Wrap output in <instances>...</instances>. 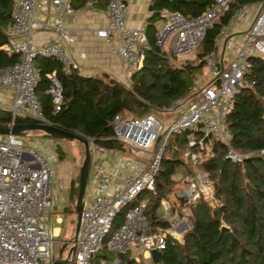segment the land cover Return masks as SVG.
<instances>
[{"label":"built area","instance_id":"built-area-1","mask_svg":"<svg viewBox=\"0 0 264 264\" xmlns=\"http://www.w3.org/2000/svg\"><path fill=\"white\" fill-rule=\"evenodd\" d=\"M94 1L87 0V3ZM105 1L107 24L95 33L106 41L114 38L112 52L123 59L130 74L140 64L147 47L144 26H124L127 0ZM230 1L210 0L194 16L166 12L154 35L158 54L176 65L188 59L206 30L228 10ZM46 7L52 12L49 22L35 17ZM251 7L255 10L248 27L233 33L231 28L242 21ZM72 10L68 0H13L11 20L5 27L7 41L0 46L7 55H18L17 61L0 68V109L9 113V124L15 117L49 124L36 94L39 73L34 58L53 57L65 73L76 70L77 64L59 43L43 41L34 45L30 35L40 29H50L64 43H70L62 19ZM212 46V51L202 57L203 73L190 75L185 93L167 107L183 108L168 124L159 142L157 132L161 125L151 114L139 118L115 115L111 119L112 137L121 146L146 152L149 158L142 170L127 174L121 185L112 184L103 168L94 165L89 192L82 199L78 231L72 242L74 249L68 258L71 264H91L102 248L114 256L109 264L119 262L118 254H126L136 263L149 264L150 251L163 249L171 229L179 222L170 220L168 228L149 231L144 199L127 207L122 222L112 231L110 229L113 217L122 207L143 189L153 191L162 147L171 133L185 132L188 149L183 155L193 168L192 172H182L183 185L178 196L185 202L203 197L211 206L215 204L211 179L206 172L195 169V165L208 149L205 140L210 139L225 146L224 159L236 163L244 156L234 151L230 144L227 114L250 59L256 57L264 61V0L238 5L214 35ZM203 76L207 79L202 80ZM45 77L49 81L46 92L56 112L61 102V86L54 71L45 73ZM6 93L9 98L5 97ZM88 148L89 154L94 153L96 158L105 150L91 142ZM257 153L264 160V148ZM50 178L51 169L46 158L31 147H23L19 136L5 135L0 140V264H52L55 257L51 256V247L55 239L47 223L51 208ZM159 203L169 218V202L161 198ZM185 220L188 229L190 223L186 217ZM99 264L107 262L102 258Z\"/></svg>","mask_w":264,"mask_h":264},{"label":"trees","instance_id":"trees-1","mask_svg":"<svg viewBox=\"0 0 264 264\" xmlns=\"http://www.w3.org/2000/svg\"><path fill=\"white\" fill-rule=\"evenodd\" d=\"M99 0H95L96 3ZM252 0H231L228 10L219 15L206 30L195 50V62L172 63L157 52L154 35L162 23L161 13L178 11L185 16L199 14L210 0H150V14L144 21L147 47L140 64L129 74L128 85L107 77H88L71 70L63 72L53 57L36 56L34 66L39 73L36 94L49 124L71 131L94 146L124 149L112 137L110 121L115 115L139 118L151 110L164 112L171 101L185 93L190 75L204 66L202 57L213 49L212 40L238 5ZM13 0H0V46L7 41L5 27L11 20ZM78 8L87 0H68ZM18 60V55H7L0 49V68ZM54 71L61 86L59 110L53 112L50 96L46 92L49 81L45 73ZM230 144L234 151L244 155L240 162L224 159V145L205 140L208 149L196 161L195 167L207 173L212 181L215 204L200 197L185 202L177 190L183 178L175 174L192 172L191 164L183 154L188 149L185 132L171 133L162 147L153 191L143 189L128 205L122 207L111 222V231L121 222L123 212L130 205L146 200L144 213L149 231L164 230L170 226L169 218L159 203L161 198L169 204L172 218L185 216L190 227L183 231L179 241L167 236L156 262L149 264H264V160L257 153L264 148V61L251 58L242 85L232 98L227 114ZM9 113L0 109V124H8ZM35 122L27 117H15L13 123ZM39 131V130H38ZM27 131L24 132V134ZM44 134V133H42ZM48 137L47 134H44ZM56 158L62 159L56 145ZM223 160L221 166L218 162ZM78 174L71 180L68 199L71 208L77 193ZM110 262L114 256L102 248L91 260ZM117 264L136 263L126 254H118Z\"/></svg>","mask_w":264,"mask_h":264},{"label":"crops","instance_id":"crops-1","mask_svg":"<svg viewBox=\"0 0 264 264\" xmlns=\"http://www.w3.org/2000/svg\"><path fill=\"white\" fill-rule=\"evenodd\" d=\"M149 1L150 0H127L128 9L124 21V26L126 28H134L144 24L145 19L150 14ZM105 3V0H99L93 4L86 3L78 8H73L70 13L63 17L62 22L68 36L71 39L70 43H64L50 29H40L34 31L30 35V41L34 45L43 41L59 43L62 47H64L67 56L76 62L77 69L74 71L80 75L88 77L107 76L121 84L128 85L129 74L126 71L125 63L121 57L112 52L115 42L114 38L106 41L103 38L98 37L95 33L96 29L104 27L107 24ZM254 10L255 7H251L245 13L242 21L232 27L231 31L233 33H239L240 31L245 30L252 19ZM165 13L166 12L161 13L162 17ZM35 17L38 20L49 22L52 17V12L48 7H46L38 11ZM8 95L9 94L6 93L5 97L9 98ZM168 111L171 110H166L164 112ZM121 148L126 147L121 146ZM123 151L124 149L105 148V150L101 153L100 158H96L94 153L90 152L91 155L89 154L88 160V164L90 163V169L89 171L87 169L88 179L86 178L88 183V192L90 187V178L95 164L103 168L106 177L109 178L112 184L117 185L122 184L123 178L127 174L135 173L143 169L144 162L146 160L135 159L134 162L128 164L123 158ZM54 172L56 173V169ZM52 174L51 169V208L47 217V223L52 235L54 237H58L62 233L59 227L62 223H66L68 226L70 225L72 229L71 225L73 224V219L70 215L67 217L64 213L70 214L73 212V209L69 208V205H66L64 200H67V202L70 203L68 199V190L71 180L75 178L77 173L74 174L71 167H67V170L64 171L62 178L56 173L54 175L56 180L55 188L51 190ZM169 220H176L179 222L174 229H171L172 238L179 241L183 231L187 229L185 226V216H180L179 218H172V216H170Z\"/></svg>","mask_w":264,"mask_h":264},{"label":"rangeland","instance_id":"rangeland-1","mask_svg":"<svg viewBox=\"0 0 264 264\" xmlns=\"http://www.w3.org/2000/svg\"><path fill=\"white\" fill-rule=\"evenodd\" d=\"M182 61H191L195 62V52L188 57V59H183ZM204 67L200 71H193L192 74L201 75L204 71ZM191 74V75H192ZM207 79V77L203 76L202 80ZM183 107L175 108L168 112H159L155 110H151L150 114L160 123L161 127L159 128L157 134H158V142L161 140L163 133L168 126V124L173 120V118L181 111ZM43 132L38 130H29L23 136H20V139L22 140L23 147H31L35 150H37L44 158H46L47 162L50 165V169H52V181H51V190L55 188V174L57 173L61 178L63 177L64 171L67 170V167H71L73 169L74 174L79 173V167L80 163L83 157V149L82 145L76 141L71 140H65V139H58L53 138L50 136H45L42 134ZM5 135L0 134V140ZM58 146L61 150L62 159L56 158V155L54 154L55 146ZM124 160L126 162L132 163L135 159L138 160H147L149 158L147 154L140 150H131L129 148H124V151L122 152ZM91 155V154H90ZM56 169V173L54 170ZM90 169V163L88 164V171ZM192 170L193 168L190 167ZM195 169H197L195 167ZM55 173V174H54ZM89 173V172H88ZM182 177V172L175 174V179H180ZM88 179V176L86 177ZM183 184L180 185V188ZM179 188V190H180ZM177 190V193L178 191ZM88 194V183L86 180L85 183V189L83 193V198L85 199ZM64 203L69 205L68 207L71 208V202L68 203L67 200H64ZM74 209V205H73ZM64 215H70V217L73 219L72 222L74 224L75 221V215L73 212L70 214L64 213ZM48 217V216H47ZM66 217V216H65ZM73 224L72 229L70 225L68 226L66 223H62L59 225L61 229V234L58 237H54L55 241L53 243V246L51 247V256L57 257L59 249L62 247L64 241L70 240L73 234ZM69 231V232H68ZM70 247L69 243H66L65 246L62 249L61 257H65L68 248ZM130 255V254H129ZM107 262V261H106ZM144 264L143 261H140ZM151 262V261H150ZM149 262V263H150ZM109 264V262H107Z\"/></svg>","mask_w":264,"mask_h":264},{"label":"water","instance_id":"water-1","mask_svg":"<svg viewBox=\"0 0 264 264\" xmlns=\"http://www.w3.org/2000/svg\"><path fill=\"white\" fill-rule=\"evenodd\" d=\"M171 3H175L178 0H168ZM173 107L160 109L162 111L172 110ZM29 130H39L44 134H47L50 137L58 138V139H65L76 141L82 145L83 149V157L79 167L78 173V182H77V193L74 202V215H75V223H74V230L70 240L63 243L62 247L58 251L57 257L54 258L52 264H71L70 260L68 259L70 254L72 253L74 247L72 242L75 240L78 226H79V216L80 211L82 208V199L83 193L85 189L86 177H87V169H88V160H89V148H88V141L71 131L62 130L56 126L47 123H38V122H28V123H12V124H0V134L1 135H15V136H23L25 131ZM223 160L218 162V165L221 166ZM66 243L70 244V247L67 250L65 257H61V252L63 247ZM159 255V251L151 250L150 251V258L152 262H156Z\"/></svg>","mask_w":264,"mask_h":264}]
</instances>
